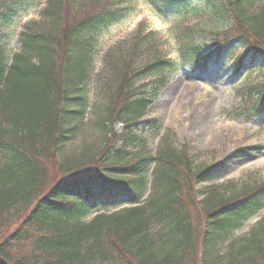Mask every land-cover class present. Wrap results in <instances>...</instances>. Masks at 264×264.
Instances as JSON below:
<instances>
[{
  "label": "trees",
  "instance_id": "obj_1",
  "mask_svg": "<svg viewBox=\"0 0 264 264\" xmlns=\"http://www.w3.org/2000/svg\"><path fill=\"white\" fill-rule=\"evenodd\" d=\"M132 1L45 0L38 19L19 31L17 51L0 44V264H189L197 243L203 264H264V216L223 256L213 251L264 207V180L239 188L211 184L199 199L196 185L212 178L209 166L194 165L168 134L153 152L131 128L175 68L158 55L155 33L138 28L116 43L90 78L93 34L122 19ZM145 2L162 16L200 12L207 22L227 20L224 30L208 33L203 51L193 43L195 26L178 31L183 66L204 67L235 39L242 59L264 56L260 0ZM24 3L0 0V18ZM256 88L255 98L246 96L250 117L264 110V83ZM88 114L101 139L66 152Z\"/></svg>",
  "mask_w": 264,
  "mask_h": 264
},
{
  "label": "rangeland",
  "instance_id": "obj_2",
  "mask_svg": "<svg viewBox=\"0 0 264 264\" xmlns=\"http://www.w3.org/2000/svg\"><path fill=\"white\" fill-rule=\"evenodd\" d=\"M32 1L25 0L16 13L0 18V44L10 52L19 49V31L25 23L38 19L45 0H41L40 5H31ZM263 2L260 0V4ZM188 3L194 5L193 0H188ZM226 24V19L204 21L200 12L184 15L178 11L162 16L145 0H133L130 11L122 19L93 34L92 79L100 70L102 58L109 48L119 41L130 39L138 28L143 33H155L158 55L173 63L175 68L168 70L164 85L152 98L144 117L131 128L145 139L153 152L164 133L170 136L171 145L176 149L187 148L194 165L209 166L206 172L212 178L196 185L199 199L211 184L225 186L231 182L233 187L239 188L247 182L264 180V110L257 116L249 117L245 107L246 95L255 98L256 87L264 83V56L249 52L242 59L244 48L235 39L227 45V49L209 57L204 67L181 65L176 37L178 31H183L188 25L195 26L193 43L200 45L203 51L205 43H211L208 33L211 30L221 32ZM172 27L176 30L173 31ZM149 80L150 77L144 81ZM93 119L88 114L84 129L67 145L66 152L101 139V134L93 130ZM114 128L117 132L123 131L120 123H116ZM120 144L119 141L116 146ZM50 174L53 175V172ZM123 206L120 203L104 210L111 212ZM94 213L88 212L83 220H89ZM262 216L264 207L246 217L221 241L217 240L214 255L223 256L230 241L248 232ZM196 247L198 252L189 264H203L200 244L197 243ZM11 253L18 255L13 249ZM254 264H263V261Z\"/></svg>",
  "mask_w": 264,
  "mask_h": 264
},
{
  "label": "bare ground",
  "instance_id": "obj_3",
  "mask_svg": "<svg viewBox=\"0 0 264 264\" xmlns=\"http://www.w3.org/2000/svg\"><path fill=\"white\" fill-rule=\"evenodd\" d=\"M232 130V128H230Z\"/></svg>",
  "mask_w": 264,
  "mask_h": 264
}]
</instances>
